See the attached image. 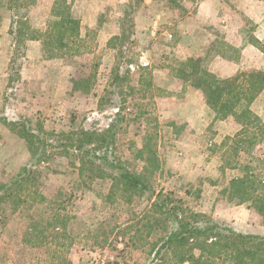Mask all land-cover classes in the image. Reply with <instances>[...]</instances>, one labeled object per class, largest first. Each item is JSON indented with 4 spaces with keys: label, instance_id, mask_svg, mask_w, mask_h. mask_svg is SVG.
I'll list each match as a JSON object with an SVG mask.
<instances>
[{
    "label": "rangeland",
    "instance_id": "374dc122",
    "mask_svg": "<svg viewBox=\"0 0 264 264\" xmlns=\"http://www.w3.org/2000/svg\"><path fill=\"white\" fill-rule=\"evenodd\" d=\"M41 1H0V116L37 132H102L116 121L118 109L98 105V98L105 88L120 89L114 99L123 96L126 108L109 157L173 198L183 217L197 219L192 214L198 213L204 216L197 219L200 224L211 220L264 235V218L223 192L242 165L254 166L264 155V135L253 144H221L241 126L232 117L216 119L201 91L177 76L176 65L197 58L219 78L264 72V53L255 43L264 39V0H66L80 21L79 38L54 51H43L37 39L41 52L35 57L28 54V41L45 29L54 0ZM124 10L133 33L123 46L128 72L121 70L117 89L112 69L121 43L113 38L120 35ZM74 79L83 81L80 89L73 88ZM250 109L264 122V91ZM17 130L0 121V181H8L28 160ZM48 138L62 149L60 138ZM72 150L68 155L51 151L41 163L43 201L29 198L0 222V264H48L45 253L31 249L22 236L39 215L47 217L56 199L72 216L67 228L72 264H150L148 240L155 234L149 237L146 220L139 222L148 198L133 193L107 198L108 166L102 165V174L87 163L80 171L81 157ZM169 224L176 228L173 220Z\"/></svg>",
    "mask_w": 264,
    "mask_h": 264
},
{
    "label": "trees",
    "instance_id": "16d2710c",
    "mask_svg": "<svg viewBox=\"0 0 264 264\" xmlns=\"http://www.w3.org/2000/svg\"><path fill=\"white\" fill-rule=\"evenodd\" d=\"M123 15L120 35L113 38L121 43L117 64L112 69V85L117 89L123 79L121 70L128 72L129 59L123 46L133 33L132 20H129L127 10H124ZM50 17L45 29L34 31L36 36L32 38L41 40L43 51L48 48L51 51L68 48L80 36V21L71 15L66 0L53 1ZM255 43L264 53V39L255 40ZM176 65L177 76L201 91L205 105L212 110L216 119L232 117L241 126L236 134L226 136L221 144L227 145L231 140L236 147L246 141L253 144L264 135V122L250 109L254 99L264 91L263 71L240 72L230 78H219L202 66L197 58L177 60ZM82 82L74 79L73 88L80 89ZM119 93L122 90L105 88L98 98V105L107 104L118 109L116 121L102 132L78 130L55 133L43 129L37 132L27 128L24 123L0 116V121L10 130L17 133L20 127L19 136L25 140L29 155L26 163L8 181H0V222L5 224L7 211L16 213L29 198L34 203L42 202L43 194L38 191L42 175L41 163L49 157L51 151L68 155L73 149L72 154L78 153L81 157L80 171L86 163L94 166V171L101 174L104 173L102 165L108 166L111 185L107 198L119 193L121 197L133 193L148 198L149 207L139 222L146 220L143 227L149 237L155 234L153 239L148 240L150 264H264V235L239 232L211 220H204L200 224L197 219L204 216L198 213L192 214L197 219L183 217L172 204L173 198L162 191L155 192L140 174L122 166L115 156L109 157L108 150L113 148L117 124L123 119L121 111L126 108L127 100L123 96L118 97L119 101L114 99ZM250 129L251 136L247 138L246 133ZM48 136L60 138L64 143L60 144L62 149L56 150L59 144H55ZM100 150L101 154L97 152ZM152 164L155 165V160ZM241 168V174L231 178L223 192L228 194L229 200L236 199L238 204L246 203L264 218V155L254 166L250 163ZM101 174L96 175L102 177ZM71 217L66 213V207L56 199L47 217L39 215L27 226L22 242L31 249L42 250L48 264H72L67 256V228ZM171 220L176 223L175 229L170 227ZM122 243L126 245L123 240Z\"/></svg>",
    "mask_w": 264,
    "mask_h": 264
},
{
    "label": "crops",
    "instance_id": "0c3cea01",
    "mask_svg": "<svg viewBox=\"0 0 264 264\" xmlns=\"http://www.w3.org/2000/svg\"><path fill=\"white\" fill-rule=\"evenodd\" d=\"M41 1V0H40ZM43 1V0H42ZM41 1V2H42ZM45 1H47V0H45ZM48 2V1H47ZM264 21H261L260 22V24L261 23H263ZM33 27H35V26H33ZM9 27H5L4 26V30L7 32V29H8ZM36 28H39V26H37ZM27 51H28V54L30 55V56H35V57H38L39 56V54H40V52H41V46H40V42H39V40H37V39H32V38H30V40L28 41V49H27ZM208 70H209V68H208ZM210 71V70H209ZM216 72H221V75H226L227 76V74H224V72L222 73V71L220 70V69H217L216 70ZM263 94V93H262Z\"/></svg>",
    "mask_w": 264,
    "mask_h": 264
}]
</instances>
